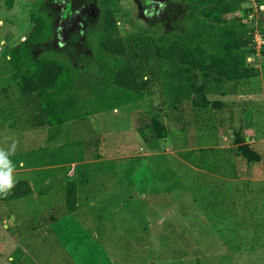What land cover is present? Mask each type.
Segmentation results:
<instances>
[{"label":"rangeland","instance_id":"1","mask_svg":"<svg viewBox=\"0 0 264 264\" xmlns=\"http://www.w3.org/2000/svg\"><path fill=\"white\" fill-rule=\"evenodd\" d=\"M35 1L15 0L8 9L0 0V148L16 144L14 180L27 179L33 189L24 198H0V264H264L263 2L242 0L227 14L249 43L245 65L258 74L232 81L206 78L210 98L223 107L204 129L196 126L188 106L191 122L186 127L170 124L159 108L156 88L133 105L54 127H36L27 118L14 122L25 107L12 97L19 90L13 85L10 51L29 35ZM103 1L83 0L81 16L68 21L73 27L64 24L63 33L59 0L48 2L56 31L46 46L61 51L62 62L75 68L83 55H92L86 32L92 21L103 23L106 8L115 13L130 52L150 36L151 20L172 13L169 4L158 0L154 10L128 0L104 6ZM33 105L37 108L38 102ZM153 115L171 133L148 147L138 127ZM43 144L47 151L42 152ZM244 146L259 156L238 157ZM208 149L222 150L233 162L208 158L212 163L207 168ZM88 167L94 176L82 183L80 178L91 174ZM110 178L108 190H98L96 184ZM74 180L79 201L68 212L66 189ZM125 195L127 201L135 200L132 209L113 218L105 203L118 205Z\"/></svg>","mask_w":264,"mask_h":264},{"label":"trees","instance_id":"2","mask_svg":"<svg viewBox=\"0 0 264 264\" xmlns=\"http://www.w3.org/2000/svg\"><path fill=\"white\" fill-rule=\"evenodd\" d=\"M170 2L172 13L169 17L159 22L158 19L151 20L150 36L141 39L139 48H134L132 52L121 36L115 13L106 8L103 23L93 21L86 32L92 55H83L74 68L60 60L59 57L63 56L61 51L46 46L54 35V17L47 7V0H36L31 10L29 35L10 51L13 85L19 90L12 97L21 100L25 107L24 113L14 122L27 118L26 121L33 126L54 127L133 105L143 100L150 89L156 88L160 98L159 108L170 124L186 127L187 120L191 122L186 116L188 106L194 112L192 117L196 126L205 129L213 112L223 107L222 103L210 98L206 78L218 76L232 81L253 78L258 74L254 67L245 65L249 43L239 34L236 26L230 25L227 16L238 9L242 0ZM261 2L264 4V0ZM14 3L15 0H5L7 8H12ZM158 27H161L160 30ZM91 35L93 39H90ZM37 50L41 51L37 53ZM10 98L5 96L6 100ZM32 101L38 102L37 108L35 105L31 107ZM151 119L150 123L138 127L148 147L157 145L159 139L171 133L167 125L159 122V115H153ZM234 136L237 138V133ZM242 149L240 155L236 154L238 157L249 159L252 153L259 156L246 146ZM205 152L207 168L212 163L208 158L223 157L225 162H233V157L220 149ZM89 169L91 174L80 178L82 172L78 168L80 182H89L94 176L93 168ZM112 181L110 178L103 185L99 183L96 186L100 191L103 190L101 186L108 190ZM78 184L74 180L67 185L64 202L68 212L75 211L77 207ZM32 194L29 181L19 178L10 192L6 196L0 195V198L20 199ZM126 197H122L118 205L105 203L113 218L120 211L127 213L125 211L132 209L129 206L135 200L127 201ZM105 205L102 209L106 208Z\"/></svg>","mask_w":264,"mask_h":264},{"label":"flooded vegetation","instance_id":"3","mask_svg":"<svg viewBox=\"0 0 264 264\" xmlns=\"http://www.w3.org/2000/svg\"><path fill=\"white\" fill-rule=\"evenodd\" d=\"M49 1H51V0H47V7H48V9H49V6H48V2ZM108 1L118 2V0H104L102 2V5L104 6L106 4V2H108ZM155 1L156 0H128V3L129 2H136L137 3V6H140L141 5V6L147 8L149 10H151L153 8H156L157 5L160 4L161 2H162L163 5H168V4H169V6L171 5L170 0H158V4H156ZM82 3H83V0H59L58 4L61 5V7H62L61 8V15L58 18V23L60 24L59 25L60 33H63V27L65 26L64 24H66V25L68 24L67 27H73V23H68V21L69 22H76L79 19V17L81 16V10L83 9L82 8L83 7L82 6ZM32 7H31V10H32ZM8 9H11V8H8ZM105 10L106 9H104L103 12ZM53 17H54V15H53ZM66 19H70V20H66ZM54 24H55V21H54ZM65 30L66 29L64 28V31ZM55 31L56 30H54V33H55ZM61 42H62V40H61Z\"/></svg>","mask_w":264,"mask_h":264},{"label":"clouds","instance_id":"4","mask_svg":"<svg viewBox=\"0 0 264 264\" xmlns=\"http://www.w3.org/2000/svg\"><path fill=\"white\" fill-rule=\"evenodd\" d=\"M16 151V144L13 143L8 148H0V195L6 196L14 187L15 164L11 156Z\"/></svg>","mask_w":264,"mask_h":264},{"label":"crops","instance_id":"5","mask_svg":"<svg viewBox=\"0 0 264 264\" xmlns=\"http://www.w3.org/2000/svg\"><path fill=\"white\" fill-rule=\"evenodd\" d=\"M40 132H43V134H46L47 131H46V130H42V131H40ZM40 132H39V133H40ZM40 135H41V134H40ZM44 149H45V146H44V144H43V149L41 148L42 152H44ZM41 150H40V151H41ZM45 150L47 151V149H45ZM40 151H39V152H40ZM31 152H32V151H31ZM31 152H29L28 154L30 155ZM39 152H38V153H39ZM44 158H48V157L45 156ZM55 159H57V158H55ZM55 159H54V160H55ZM54 160H53V161H54ZM45 161H46V159H45ZM52 167H53V166H50V168H52ZM26 175H27V174H26ZM28 177H29V175H28ZM98 201H99V200H98ZM101 207H103V204H101Z\"/></svg>","mask_w":264,"mask_h":264},{"label":"built area","instance_id":"6","mask_svg":"<svg viewBox=\"0 0 264 264\" xmlns=\"http://www.w3.org/2000/svg\"><path fill=\"white\" fill-rule=\"evenodd\" d=\"M264 43V40L262 41ZM70 171V170H69ZM73 174V173H72Z\"/></svg>","mask_w":264,"mask_h":264}]
</instances>
